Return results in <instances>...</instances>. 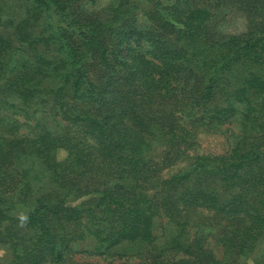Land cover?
<instances>
[{"label":"trees","instance_id":"trees-1","mask_svg":"<svg viewBox=\"0 0 264 264\" xmlns=\"http://www.w3.org/2000/svg\"><path fill=\"white\" fill-rule=\"evenodd\" d=\"M101 1L0 0V264H264V0Z\"/></svg>","mask_w":264,"mask_h":264},{"label":"rangeland","instance_id":"rangeland-1","mask_svg":"<svg viewBox=\"0 0 264 264\" xmlns=\"http://www.w3.org/2000/svg\"><path fill=\"white\" fill-rule=\"evenodd\" d=\"M137 5V14L140 16L145 15L147 12H150L152 10L153 5L160 1L162 4H167L171 0H134ZM110 3V0H102L100 2L102 7H106ZM144 19V18H143ZM142 19V20H143ZM244 18L239 13L234 12H228L225 22L223 24V30L228 33H239L244 29ZM226 130H228V134H230L233 131L237 130L236 125H230L225 127ZM228 135H217L212 134L211 132H208L206 130H201L200 134L198 135V142H199V151L205 154L209 155H222L226 153L230 148V142L227 140ZM67 157V153L63 150L58 151L57 153V160L62 161ZM188 166V159H182L180 162H177L173 167L163 172L162 176H170L173 175ZM44 183L39 184V186H43ZM49 191L51 188L46 187ZM162 231L158 230L159 236ZM95 246V243L91 240H88L87 242H82L75 246V249L77 251L82 250H92ZM264 256V241L261 243L259 249L256 252V258H260ZM7 251L4 248L0 247V259L3 261L9 260ZM74 260L78 263H84V262H90V263H98V264H107L111 261L109 258H88L86 255L77 254ZM133 262V260H131ZM137 262V261H136ZM135 262V263H136ZM51 264V263H49Z\"/></svg>","mask_w":264,"mask_h":264}]
</instances>
